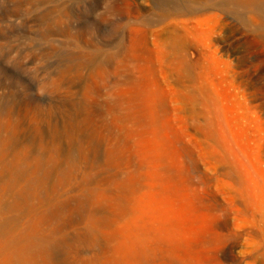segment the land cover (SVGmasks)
Listing matches in <instances>:
<instances>
[{
  "label": "rangeland",
  "instance_id": "374dc122",
  "mask_svg": "<svg viewBox=\"0 0 264 264\" xmlns=\"http://www.w3.org/2000/svg\"><path fill=\"white\" fill-rule=\"evenodd\" d=\"M0 264H264V0H0Z\"/></svg>",
  "mask_w": 264,
  "mask_h": 264
}]
</instances>
